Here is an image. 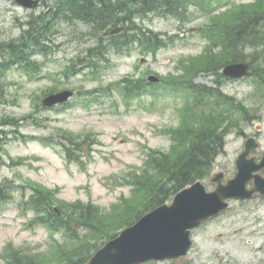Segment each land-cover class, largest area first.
<instances>
[{
    "label": "rangeland",
    "instance_id": "374dc122",
    "mask_svg": "<svg viewBox=\"0 0 264 264\" xmlns=\"http://www.w3.org/2000/svg\"><path fill=\"white\" fill-rule=\"evenodd\" d=\"M123 1L110 3L112 10ZM56 2L60 0H44L39 8L26 10L16 6L15 0H0V46L8 56L16 55L28 25ZM188 6L182 16L158 12L138 19L140 27L166 38L165 48L146 52L132 45L122 54L113 49L98 71L90 72L92 67L83 71L73 62L89 57L96 40L83 23H62L43 54L35 57L36 67H12L4 75L6 101L0 104V118L26 120L19 126L0 125V186L3 194L12 197L0 200V264H9L3 256L8 247L24 256L22 264H75L80 257L94 254L120 228L119 210L133 198L126 184L129 175L141 172L151 152H172L174 134L179 135L181 128L178 147L189 143L200 128L225 129L229 135L214 167L234 174V155L242 142L238 132L254 128L249 122L264 111V51L256 52L259 60L252 78L227 81L220 68L226 62L217 49L226 29H215L221 36L215 35L213 42L207 36L208 27L217 22L232 26L241 17L255 15L264 28V0H192ZM263 28L255 23L251 30L263 40ZM106 35L109 38L111 32ZM242 52L253 53L251 49ZM151 77L159 82H149ZM216 80L221 81L216 84ZM194 85H219L222 95L229 97L228 104L214 101L218 107H206L205 116H191L189 89ZM64 92H71L67 108L44 107L48 98ZM70 136L81 138L76 143L90 144L91 153L85 154L83 163L65 157L64 144L70 146L65 141ZM73 151L78 150L73 147ZM40 187L49 193L53 208L68 210L77 237L67 238L41 224L42 216L31 201ZM79 203L98 210L93 222L100 229L88 228L87 221L75 222L72 208ZM243 211L239 202L233 203L226 214L198 232L193 251L177 264H240L242 243L237 233Z\"/></svg>",
    "mask_w": 264,
    "mask_h": 264
},
{
    "label": "trees",
    "instance_id": "16d2710c",
    "mask_svg": "<svg viewBox=\"0 0 264 264\" xmlns=\"http://www.w3.org/2000/svg\"><path fill=\"white\" fill-rule=\"evenodd\" d=\"M177 2L178 5L182 4V0H178ZM70 3L71 5L62 1L57 5L59 11L57 20L54 21L53 25L43 19H35L33 23H30L28 25V31L19 41V47L15 51L16 55L11 53L10 56H8L6 54V49L2 47L1 56L5 58V55H7L5 58V63L7 61V68L12 64L17 66L20 65L22 68L29 67L30 65L36 67L37 65H35L33 57L36 54H43L42 49H44V41L50 40L51 32L54 33L57 26L63 22L59 20L66 17L72 19L68 22H74L75 20L83 21L89 26L88 33L91 35H96V33L99 32L97 28H100L101 32L99 33L101 34L97 36L101 37L103 35L104 40H100L98 49L94 48L90 50L89 57L83 62H80V65L86 64L89 68L92 67L96 71H98L97 67L101 61H108V52H111L113 49L116 53L121 54L123 51L132 48V45H137L146 52H154L155 50L166 47L167 41H165L160 34L140 27L136 21L120 20V12H128L130 10L128 6H123V3L119 4L118 9L114 11L111 5L105 3L102 8V15L100 12L97 14V12L93 11L90 7L83 8L87 5H81L78 0H71ZM86 3L88 4L89 1ZM178 5L166 3L165 7H167L169 12H173V9L177 10ZM146 7L149 9L151 8L147 5V0H141L139 8H141L144 13H146ZM183 7H185V5H183ZM67 9H70L71 12ZM67 13H70L71 17L68 16ZM100 16L101 18L97 19V17ZM122 24L126 26L124 33L111 36L109 38L110 41H107L105 37L107 36L106 34H110L111 28L113 26L118 27ZM213 28L214 25L208 27V37L210 40L212 39L211 31ZM102 31H106L107 33ZM129 31H132L131 35L127 34ZM214 34L221 36L217 30L214 31ZM223 36L224 37L217 42V46L220 47L223 53H221V59H224L226 63L229 62L230 59H232V61H242L245 57L241 54L242 42L252 43V37L244 35L242 27L239 26L233 28V30L230 29L228 34L224 33ZM224 52L226 56H224ZM226 57L229 58L228 61H225ZM217 93H219V91L213 89H207L201 93L194 92L199 102L204 99L202 96H205V99H211L212 96ZM199 104L201 103H195V108H198ZM1 124L11 125V120L9 118L0 119V125ZM76 140L79 141L80 139L67 137L65 141L70 142V146L66 143L64 145L69 159L80 161L81 155L85 153V147H90V144L87 142L88 144L85 146V143H76ZM177 141H181L180 136L175 137V145L170 153L158 151L151 152L141 172L131 175L128 184L133 187V198L127 203V206H123L119 210L117 217L119 218L118 226H120V228L112 237H115L120 230L132 225L147 212L169 202L181 189L193 184L197 180L207 178L213 169L216 156L222 151L224 146L223 133L219 132L214 126H208L207 129L196 131L192 135L189 143L186 141V143L180 144L178 147L176 144ZM73 147L78 151H73ZM70 149H72V152H70ZM48 194L45 188L40 187V189H36V195H34L31 200L34 203L35 211L43 214L44 218L41 222L46 224V226L53 231H59L63 228L68 230V232L75 231L70 224L72 219L66 214L68 210H66V212L62 211V216L59 217L52 208ZM8 196L7 193L3 194L0 186V200H7L9 198ZM72 211L77 217L75 219L76 223L80 224L83 221H87L89 222L88 225H90L87 226L88 228L95 227L100 229L99 223L93 222L99 216L98 210L94 206L82 205L79 203L74 205ZM76 211L79 214H77ZM77 255L80 256V252H78ZM6 258L9 264H12V261L15 264H22L21 259L24 258V256L20 255L18 251L11 250L7 252ZM88 258L89 257H80L77 262L84 263ZM71 263L72 262L67 264Z\"/></svg>",
    "mask_w": 264,
    "mask_h": 264
},
{
    "label": "water",
    "instance_id": "95a60500",
    "mask_svg": "<svg viewBox=\"0 0 264 264\" xmlns=\"http://www.w3.org/2000/svg\"><path fill=\"white\" fill-rule=\"evenodd\" d=\"M27 8H34L39 0H19ZM117 32V31H116ZM249 64H233L224 74L233 79L250 76ZM152 81L156 79L152 78ZM71 95L65 92L48 98L44 105L62 104ZM238 177L228 185L222 183V175L213 176L216 184L213 192H207L201 182L178 193L171 205H163L142 217L134 226L124 230L118 238L108 243L88 264H144L185 256L192 246L193 229L225 211L232 198H247L243 190L248 172L238 160ZM245 175V176H244Z\"/></svg>",
    "mask_w": 264,
    "mask_h": 264
},
{
    "label": "flooded vegetation",
    "instance_id": "af4514ba",
    "mask_svg": "<svg viewBox=\"0 0 264 264\" xmlns=\"http://www.w3.org/2000/svg\"><path fill=\"white\" fill-rule=\"evenodd\" d=\"M104 0H93L86 3V0H80L81 5L91 6L89 4L96 3L101 5ZM44 0H41V4ZM40 4V6H41ZM39 6V7H40ZM56 15L53 8H49L46 15ZM262 116L256 119V130L248 127L246 131L240 132L242 142L236 149L234 160L245 149L248 138H254L255 148L251 150L247 160L256 166V171L250 176L246 183V189L253 192L254 196L250 199L241 201L244 212L243 225H241L237 236H241L242 258L240 264H264V111ZM226 173V172H225ZM227 177L232 176L226 173ZM208 225H204L194 233L196 238L198 232ZM231 235H226L229 237ZM236 236V235H235Z\"/></svg>",
    "mask_w": 264,
    "mask_h": 264
},
{
    "label": "bare ground",
    "instance_id": "6f19581e",
    "mask_svg": "<svg viewBox=\"0 0 264 264\" xmlns=\"http://www.w3.org/2000/svg\"><path fill=\"white\" fill-rule=\"evenodd\" d=\"M7 57V55H5V58ZM5 58L1 56L2 62H5Z\"/></svg>",
    "mask_w": 264,
    "mask_h": 264
}]
</instances>
